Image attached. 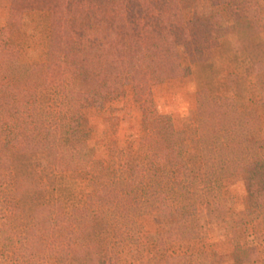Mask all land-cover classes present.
<instances>
[{
	"label": "trees",
	"instance_id": "16d2710c",
	"mask_svg": "<svg viewBox=\"0 0 264 264\" xmlns=\"http://www.w3.org/2000/svg\"><path fill=\"white\" fill-rule=\"evenodd\" d=\"M210 3L235 14L253 9L241 0ZM175 6L176 0H66L56 9L77 7V15L64 22L58 58L29 64L0 55V264H95V251L111 264H164L148 250L152 237L139 219L152 215L160 224L162 198L171 195L178 238L201 240L210 224L200 217L208 206L220 216L230 178L246 182V231L264 224V147L249 141L251 113L233 97L202 90L196 123L178 130L155 104L152 79L174 67L184 46ZM186 26L192 62L209 60L214 16ZM78 49L82 63L74 62ZM128 88L142 111L138 146L98 159L84 111L105 97H126ZM63 173L87 183L81 202L50 200ZM200 256L184 254L176 264H197Z\"/></svg>",
	"mask_w": 264,
	"mask_h": 264
},
{
	"label": "rangeland",
	"instance_id": "374dc122",
	"mask_svg": "<svg viewBox=\"0 0 264 264\" xmlns=\"http://www.w3.org/2000/svg\"><path fill=\"white\" fill-rule=\"evenodd\" d=\"M63 1L66 0H0V55L29 64L58 58L67 33L64 22L66 19L72 22L77 15V7L56 9ZM241 2L253 5L251 14L224 12L212 7L210 0H176L173 22L181 31L184 46L176 53L174 67L152 79L153 97L158 110L170 115L178 130L196 123L199 91L233 97L239 109L252 115L249 141L264 147V0ZM208 15H213L217 24L209 36L213 46L211 58L193 63L194 52L186 25L189 20ZM82 52L83 49H78L74 62H81ZM255 65L261 72L255 71ZM120 71L125 75L127 68ZM84 116L91 133L90 145L98 159L118 155L128 144L137 148L143 134L142 111L131 88L122 99L110 101L105 97L99 106L85 110ZM57 180L49 193L52 201L58 198L72 205L81 202L88 192L84 180L68 173L60 174ZM221 192L229 202L220 216L210 206L204 209L200 223L210 224V228L203 239L195 241L178 238L175 225L178 204L173 196H164L160 224L152 215L139 219L145 235L152 237L148 250L161 256L164 264H176L177 257L184 254L195 257L200 254L197 264H264V224L255 222L248 232L244 225L248 205L245 180L230 178ZM237 243L247 255L236 250ZM96 253L92 255L95 264H111L110 256L102 261ZM125 264H130L127 259Z\"/></svg>",
	"mask_w": 264,
	"mask_h": 264
}]
</instances>
